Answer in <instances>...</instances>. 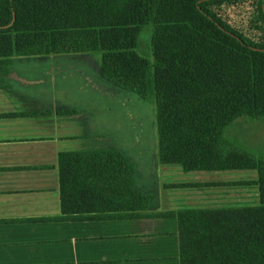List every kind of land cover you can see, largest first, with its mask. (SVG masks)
<instances>
[{"label":"trees","instance_id":"obj_1","mask_svg":"<svg viewBox=\"0 0 264 264\" xmlns=\"http://www.w3.org/2000/svg\"><path fill=\"white\" fill-rule=\"evenodd\" d=\"M244 1L0 0V83L14 55L99 54L106 79L154 104L160 163L257 170L258 204L154 214L177 219L180 264H264V154L225 135L239 117L264 118V42L222 14ZM253 1L260 23L264 0ZM145 26L150 55L140 50ZM58 170L65 214L139 217L153 198L134 187L135 164L117 148L62 151Z\"/></svg>","mask_w":264,"mask_h":264},{"label":"crops","instance_id":"obj_2","mask_svg":"<svg viewBox=\"0 0 264 264\" xmlns=\"http://www.w3.org/2000/svg\"><path fill=\"white\" fill-rule=\"evenodd\" d=\"M154 109L106 79L99 54L13 56L0 83V264H180L177 219L154 214L219 207L207 191L231 181L160 163ZM106 148L134 162V187L153 195L148 208L65 214L59 153Z\"/></svg>","mask_w":264,"mask_h":264},{"label":"rangeland","instance_id":"obj_3","mask_svg":"<svg viewBox=\"0 0 264 264\" xmlns=\"http://www.w3.org/2000/svg\"><path fill=\"white\" fill-rule=\"evenodd\" d=\"M257 6V1L253 0L241 3L234 2L224 6L222 14L227 22L241 30L252 40L264 42V21L257 23ZM256 25H259V28ZM150 36L151 28L150 26H145L140 37V50L148 55L151 54ZM152 105L154 106V104ZM225 135L251 153L264 154V118L250 119L246 116L239 117L226 127ZM154 158H156V155ZM206 174L211 175V178L216 181H218L217 178L231 181V183L226 185H220L218 187L219 190L215 192L207 191V194L211 195L208 199L209 202L206 201L209 206L255 205L259 203V190L254 182L258 178L257 170L212 171L206 172ZM224 174H228V176ZM242 182H247L248 184H243ZM206 186L204 190L214 188L212 185ZM234 189L238 192V196L234 195L236 193ZM218 198L220 200H216ZM200 199H204V197Z\"/></svg>","mask_w":264,"mask_h":264},{"label":"water","instance_id":"obj_4","mask_svg":"<svg viewBox=\"0 0 264 264\" xmlns=\"http://www.w3.org/2000/svg\"><path fill=\"white\" fill-rule=\"evenodd\" d=\"M14 18H15V15H14Z\"/></svg>","mask_w":264,"mask_h":264}]
</instances>
